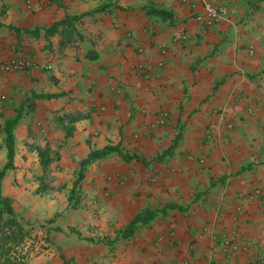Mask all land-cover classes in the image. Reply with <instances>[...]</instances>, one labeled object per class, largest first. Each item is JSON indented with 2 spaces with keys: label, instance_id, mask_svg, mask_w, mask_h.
Here are the masks:
<instances>
[{
  "label": "crops",
  "instance_id": "1",
  "mask_svg": "<svg viewBox=\"0 0 264 264\" xmlns=\"http://www.w3.org/2000/svg\"><path fill=\"white\" fill-rule=\"evenodd\" d=\"M210 1L227 10L213 25L199 0H0V66L24 65L0 69V171L2 128L24 103L0 198L27 233L26 264H264V198L238 199L264 194V0ZM67 16L82 17L79 39L45 35ZM33 95L55 98L30 111ZM106 147L145 163L112 153L78 180Z\"/></svg>",
  "mask_w": 264,
  "mask_h": 264
},
{
  "label": "trees",
  "instance_id": "2",
  "mask_svg": "<svg viewBox=\"0 0 264 264\" xmlns=\"http://www.w3.org/2000/svg\"><path fill=\"white\" fill-rule=\"evenodd\" d=\"M4 11L0 12V18L3 16ZM153 14L160 17H168L169 15L163 11H153ZM82 17H65L64 20L54 23L48 29H45L44 33L47 36L53 35L61 29L62 41L61 44H64V41H70L72 36H77L78 39L80 38L79 34L76 31L75 24L81 19ZM3 25L0 22V29ZM10 31H14L15 33H20V29L14 27H8ZM23 32L27 35H35L37 34L38 30L35 31H28L23 30ZM55 96H43V95H33L31 99L25 101L27 108L31 111L34 109L33 101L34 99H52ZM24 105V103H23ZM23 105L17 111V117L13 120H6L2 131L5 135L4 145L6 147V159L7 162L3 169L0 171V182L3 179L5 172L8 169L13 167V155H14V136L13 130L23 113ZM173 150V146L169 148L164 154L169 153ZM117 153L123 161H141L145 163L144 160L140 159L136 155H129L121 153L117 148L113 147H106L100 151H93L88 154V156L81 162L80 164V171L78 173V180L82 178V171L83 169L92 164L93 162L99 161L107 157L109 154ZM49 160L44 156H40V165L43 169L46 168L48 165ZM0 264H26L28 259V254L24 253L23 243L24 238L26 236V232L23 229L22 224L17 219L16 215L14 214L11 202L9 199H1L0 198ZM174 207H166L159 211L149 210L146 209L143 212L136 215L127 227L120 233V237L123 239H128L131 237L138 224L148 225L152 220H154L158 215H163L166 210H171ZM5 215V218L2 216ZM64 264H71L70 261L65 260L61 257Z\"/></svg>",
  "mask_w": 264,
  "mask_h": 264
},
{
  "label": "built area",
  "instance_id": "3",
  "mask_svg": "<svg viewBox=\"0 0 264 264\" xmlns=\"http://www.w3.org/2000/svg\"><path fill=\"white\" fill-rule=\"evenodd\" d=\"M199 3L202 9V13L196 16V19L199 22H203L207 25H213L221 21V19H223L227 14L225 7L216 6L210 0H199ZM0 69L5 73H10L14 71H22L24 69V65L19 60L12 58L1 64ZM165 117L166 116L163 115L161 119H164ZM261 198H264V194L260 189H253L238 196L239 200L247 203L260 200Z\"/></svg>",
  "mask_w": 264,
  "mask_h": 264
},
{
  "label": "rangeland",
  "instance_id": "4",
  "mask_svg": "<svg viewBox=\"0 0 264 264\" xmlns=\"http://www.w3.org/2000/svg\"><path fill=\"white\" fill-rule=\"evenodd\" d=\"M6 162H7V159H6ZM50 164V161L48 162V165L46 166L45 169H43V172H42V175L40 176H37V179H41L40 183H39V189H43V185H44V188L48 186V181H49V172H48V166ZM79 193L80 191L77 190V189H74L72 190L70 193H69V201L71 202V204L74 203V201H78L79 199ZM74 207H76V204H73Z\"/></svg>",
  "mask_w": 264,
  "mask_h": 264
}]
</instances>
